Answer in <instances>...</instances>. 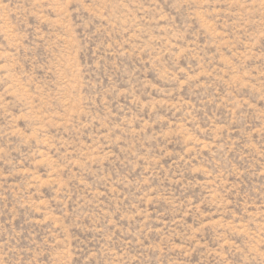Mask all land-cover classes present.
Segmentation results:
<instances>
[{
    "label": "rangeland",
    "instance_id": "374dc122",
    "mask_svg": "<svg viewBox=\"0 0 264 264\" xmlns=\"http://www.w3.org/2000/svg\"><path fill=\"white\" fill-rule=\"evenodd\" d=\"M0 264H264V0H0Z\"/></svg>",
    "mask_w": 264,
    "mask_h": 264
}]
</instances>
